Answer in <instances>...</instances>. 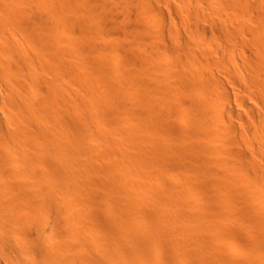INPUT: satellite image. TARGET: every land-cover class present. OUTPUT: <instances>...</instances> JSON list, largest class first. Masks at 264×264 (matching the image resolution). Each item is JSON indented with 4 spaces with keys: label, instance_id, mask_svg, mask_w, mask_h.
<instances>
[{
    "label": "bare ground",
    "instance_id": "6f19581e",
    "mask_svg": "<svg viewBox=\"0 0 264 264\" xmlns=\"http://www.w3.org/2000/svg\"><path fill=\"white\" fill-rule=\"evenodd\" d=\"M57 1L0 0V264H264V0Z\"/></svg>",
    "mask_w": 264,
    "mask_h": 264
},
{
    "label": "rangeland",
    "instance_id": "374dc122",
    "mask_svg": "<svg viewBox=\"0 0 264 264\" xmlns=\"http://www.w3.org/2000/svg\"><path fill=\"white\" fill-rule=\"evenodd\" d=\"M49 1H50V0H49ZM55 1H56V2H55ZM59 1H61V0H59ZM88 1H89V0H88ZM45 2H46V1H45ZM45 2L42 3V4H40L41 6H40V5H38V6L42 7V6L46 5ZM57 2H58L57 0H54V3H57ZM35 8H36V7H35ZM35 8H33V9L30 10V15H31V16H34V14H35L34 11L36 10ZM34 9H35V10H34ZM42 11H43L42 14L45 13L43 16H45L46 18H47V16H48V18H50V16H49V14H48L47 11H45L44 9H43ZM44 11H45V12H44ZM183 13H186V10H184ZM46 14H48V15H46ZM74 28H78V27H77V26H73V29H72V28H69V30H71V31H70L71 33H70V34H74L73 36H76V35L79 33V29H76V30H75ZM77 30H78V32H77ZM73 31H74V33H73ZM26 45H28V44L26 43L25 46H26ZM28 46H29V45H28ZM28 46H26V48H27ZM28 48H30V47H28ZM28 50H31V49H28ZM29 52H30V51H29ZM86 54L89 55V53H86ZM86 54H85V55H86ZM77 55H78V57H79V56H81V55H83V54H81V55L77 54ZM77 55L75 54L76 57H77ZM85 55H83L84 58H83V57H82V58L79 57V58L85 60V61H83V60H81V61L84 62L86 65H88V64H89V56L87 55V57H88V58H87ZM75 56H74V58H76ZM78 57L76 58V60L79 61L80 59H78ZM86 59H87V60H86ZM88 67H89V65H88ZM40 83L43 84L44 81H42V79H41ZM0 84H1L2 87H3V84H2L1 79H0ZM7 107H8V106H7ZM179 107H180V105H179ZM8 108H9V107H8ZM79 108L83 110L82 107H79ZM84 109H85V107H84ZM85 110H86V109H85ZM85 110H84V111H85ZM78 111H79V109H78ZM84 111H83V113H84ZM86 111H87V110H86ZM91 111H92V110H91ZM91 111H90V110L88 111V113H87L88 115H86V114L84 115L83 119L81 120L82 122H81V121H78L76 118L74 119V121L77 123L78 127H79V126L81 127L82 125L85 126V125L87 124V122H89L90 120H91V121L93 120V116H94V113H95V112L92 113L93 111H92V112H91ZM80 112H81V111H80ZM80 112H79V113H80ZM90 112H91V113H90ZM79 113L77 112V114H79ZM72 115H73L74 117H76V114H75V115L72 114ZM81 115H82V114H81ZM182 115H183V114H180V116L178 117V120H177L178 123L181 124V125H182V121H183V117H181ZM81 117H82V116H81ZM9 118H10V117H9ZM10 119H11V118H10ZM85 121H86V123H85ZM91 121H90V122H91ZM63 123H64L65 127H66L67 125L70 126V124H69L70 122L68 123V121H66V120H65ZM76 123H75V124H76ZM84 123H85V124H84ZM57 124H60V123L57 122ZM77 125H76V126L73 125V126H75V127L77 128ZM90 125L92 126V123H89V130L92 128ZM90 127H91V128H90ZM98 127H101V128H102V125H100V126H98ZM94 130H95V127H94ZM90 132L93 133V129H92V131H90ZM90 132H89V133H90ZM94 132H95V131H94ZM92 133H90V134H92ZM93 134H94V133H93ZM125 226H126V225H125ZM135 229H136V227H135ZM161 250H162V249H161ZM161 250H160V252H161ZM163 251H164V250H163ZM163 251H162V252H163ZM160 252H159V253H160ZM163 253H164V252H163ZM160 254H162V253H160Z\"/></svg>",
    "mask_w": 264,
    "mask_h": 264
}]
</instances>
